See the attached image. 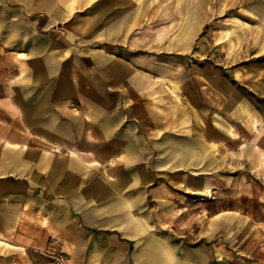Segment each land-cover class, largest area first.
I'll return each mask as SVG.
<instances>
[{
	"label": "crops",
	"instance_id": "1",
	"mask_svg": "<svg viewBox=\"0 0 264 264\" xmlns=\"http://www.w3.org/2000/svg\"><path fill=\"white\" fill-rule=\"evenodd\" d=\"M235 37L264 0H0V264H264L262 117L201 56Z\"/></svg>",
	"mask_w": 264,
	"mask_h": 264
},
{
	"label": "rangeland",
	"instance_id": "2",
	"mask_svg": "<svg viewBox=\"0 0 264 264\" xmlns=\"http://www.w3.org/2000/svg\"><path fill=\"white\" fill-rule=\"evenodd\" d=\"M220 39H214L209 47H216L217 41ZM252 41V40H251ZM235 49L231 51L227 49H213L211 48L207 53L201 54L202 61L211 64L213 67H224L223 72L232 77V73H235V77L238 79H245L244 85H237V89L249 100L253 105V110L258 111L262 117V126H264V96H260L254 90V84L259 81L264 88V37L261 39V49H250L249 38L246 41V47L249 49H241L238 39L235 37ZM232 46V43H231ZM239 52V53H237ZM235 56V57H233ZM196 202V201H195ZM203 203V201H200ZM245 206L247 211L255 213V221L264 222V208H260L256 202L250 199H246ZM260 211V213H259ZM261 229L262 237H264V229Z\"/></svg>",
	"mask_w": 264,
	"mask_h": 264
},
{
	"label": "built area",
	"instance_id": "3",
	"mask_svg": "<svg viewBox=\"0 0 264 264\" xmlns=\"http://www.w3.org/2000/svg\"><path fill=\"white\" fill-rule=\"evenodd\" d=\"M44 257L47 258L48 264H68V257L59 252H43L41 253Z\"/></svg>",
	"mask_w": 264,
	"mask_h": 264
}]
</instances>
